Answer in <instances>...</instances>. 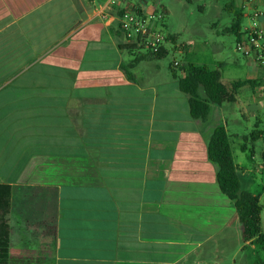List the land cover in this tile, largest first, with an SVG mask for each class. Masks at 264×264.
Returning <instances> with one entry per match:
<instances>
[{
    "label": "crops",
    "instance_id": "obj_1",
    "mask_svg": "<svg viewBox=\"0 0 264 264\" xmlns=\"http://www.w3.org/2000/svg\"><path fill=\"white\" fill-rule=\"evenodd\" d=\"M105 4L0 0V76H12L0 85L10 264H226L230 251L257 248L244 243L208 159L213 114L234 103L193 119L178 81L160 79L147 53L121 48L119 14L148 8ZM134 59L131 81L123 66ZM263 75L252 70L244 80ZM257 87H243L235 103ZM234 160L251 192L253 177Z\"/></svg>",
    "mask_w": 264,
    "mask_h": 264
},
{
    "label": "rangeland",
    "instance_id": "obj_2",
    "mask_svg": "<svg viewBox=\"0 0 264 264\" xmlns=\"http://www.w3.org/2000/svg\"><path fill=\"white\" fill-rule=\"evenodd\" d=\"M142 2L148 10L165 11L164 19L158 22L159 29L166 36L176 38L177 50L174 44L167 45L168 55L161 59H153L154 65H158L159 78L171 77L170 67H174L175 61L181 66L175 67L179 76H184L183 70L192 66H207L215 68L222 64L223 84L230 86L233 82L247 79L250 71L263 72L256 69V66L247 60L236 50V36L227 32L231 27L235 15L228 10L230 5L237 7L245 6V13L250 12L251 5L256 0H134ZM244 26L249 25L245 18ZM181 47H185L180 51ZM187 48V49H186ZM140 52V51H139ZM144 52V51H142ZM133 59L135 56L127 52ZM153 65V66H154ZM257 65V64H256ZM259 68V66L257 65ZM263 82L259 87L247 88L244 90L250 98L244 99L237 104H229L226 109L213 114V122L226 127L233 153L237 159L244 163L242 172L253 177L254 183L249 186L251 192L261 195V204L264 208V171L262 170L264 152V75ZM182 97H188L181 93ZM215 106V105H213ZM254 131L262 135L253 137ZM246 148L243 149V148ZM262 232L264 233V209L262 212ZM252 249L247 246L240 250L238 256L233 257L235 252L227 253L226 264H257L264 261V250L259 246ZM236 261V262H235ZM50 264V262L48 263Z\"/></svg>",
    "mask_w": 264,
    "mask_h": 264
},
{
    "label": "trees",
    "instance_id": "obj_3",
    "mask_svg": "<svg viewBox=\"0 0 264 264\" xmlns=\"http://www.w3.org/2000/svg\"><path fill=\"white\" fill-rule=\"evenodd\" d=\"M228 10L234 13L235 18L227 30L236 36V41H239L244 35L245 8L230 5ZM123 12L119 15L121 16ZM174 38L170 36L168 39L174 41ZM121 48L132 53L139 52L135 47L126 44L121 45ZM168 53V49L163 48L159 54H148L147 57L152 60L161 59ZM138 63L139 61L134 59L123 66V70L131 81H134L131 71L137 67ZM175 67V65L170 67L172 79L178 81L180 91L188 97L190 114L195 120L207 121L213 105L222 106L226 103H235L243 87L247 85L255 87L263 82V80H239L230 86H225L221 67L210 70L207 67L192 66L188 70H183L184 76H179ZM11 78L12 76H0V85ZM258 135L262 134L258 132ZM208 159L216 167L217 180L222 193L232 201L236 209L239 222L243 227L244 243H253L264 250V233L262 232L264 208L259 196L242 190L240 168L235 163L230 135L224 125H218L209 139ZM11 204L12 187L0 184V264H10L11 227L8 215L11 212ZM257 264H264V261Z\"/></svg>",
    "mask_w": 264,
    "mask_h": 264
},
{
    "label": "built area",
    "instance_id": "obj_4",
    "mask_svg": "<svg viewBox=\"0 0 264 264\" xmlns=\"http://www.w3.org/2000/svg\"><path fill=\"white\" fill-rule=\"evenodd\" d=\"M123 0H106V8H116ZM264 5V0H259ZM251 5L247 15L249 25L243 28L244 35L236 43V50L245 58L252 59L256 64L264 69V25L262 19L264 10L255 3L247 2ZM246 6V4H245ZM244 7V6H243ZM165 11L148 10L143 7L133 6L125 9L119 18V30L125 40L126 45L135 47L138 51L147 54H159L166 45L171 43L158 27V22L164 19ZM176 50L178 49L175 45ZM185 47H181L183 51ZM176 67L181 66L175 61ZM264 85V84H263ZM264 92V88H263ZM264 171V158L262 164Z\"/></svg>",
    "mask_w": 264,
    "mask_h": 264
}]
</instances>
